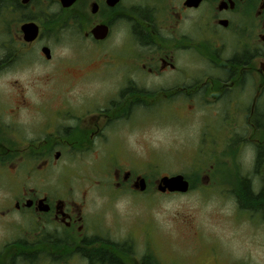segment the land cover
<instances>
[{
	"label": "flooded vegetation",
	"instance_id": "1",
	"mask_svg": "<svg viewBox=\"0 0 264 264\" xmlns=\"http://www.w3.org/2000/svg\"><path fill=\"white\" fill-rule=\"evenodd\" d=\"M66 1L0 0V82L6 86L0 87V264H179L165 262L139 238L113 240L99 228L86 192L70 186L48 189L35 182V175L46 176L64 152L107 154L108 141L120 134L115 122V128L126 123L121 112L148 106L146 96L156 105L160 99L206 95L231 111L243 108L248 90L253 96L249 108L244 106V121L252 131L264 130V0ZM51 4L59 8L52 25L62 38L58 41L89 53L90 62L70 67L85 68L78 79L97 82L98 88L86 91L108 97L100 106L66 103L50 116L49 76L41 77L39 86L33 80L17 87L19 79L8 77L53 60ZM200 63L205 70L194 75ZM65 71L61 79L71 85L77 78ZM150 78L161 84L147 86ZM251 135L244 142L253 146L254 169L241 181L253 191L251 178L263 176L261 192L264 145ZM234 140L242 144L239 136ZM128 171H109L116 189L140 179ZM208 259L210 264L226 261Z\"/></svg>",
	"mask_w": 264,
	"mask_h": 264
},
{
	"label": "rangeland",
	"instance_id": "2",
	"mask_svg": "<svg viewBox=\"0 0 264 264\" xmlns=\"http://www.w3.org/2000/svg\"><path fill=\"white\" fill-rule=\"evenodd\" d=\"M58 10L55 4L49 7L52 16ZM54 16L49 27L53 60L36 66L28 74H8L10 78L19 79L13 87L33 80L39 86L41 77L49 76L51 87L47 86L50 93L47 104L50 110L47 113L50 116L55 114L56 107L66 103L102 105L108 97L90 96L86 91L98 88L97 82L78 79L79 71L85 68L70 67L90 62L89 53L77 44L65 45L58 41L62 38L52 26L58 19ZM204 67L203 63L194 65V75L204 71ZM64 69L67 73L73 71L77 78L70 81L71 85L61 79ZM109 81H105L107 86ZM145 82L154 87L161 84L157 78ZM0 87H6L3 80ZM64 87L71 90L64 92L61 89ZM252 96L245 91L240 102L243 110L231 111L206 95L189 100L183 97L160 99L156 105V102L149 105L146 100L150 97L146 96L148 106L121 112L126 123L115 128L118 120L115 122L114 130L120 134L108 141L107 154L89 157L69 156L64 152L58 161L51 156L54 164L49 173L35 175V182L45 183L48 189L64 190L70 186L74 191L86 192L99 228L110 238H139L142 245L145 242L146 248L154 249L165 262L174 259L179 264H210L209 257H218L219 261L226 260L224 264H264V221L258 212L242 207V202H248V196L241 177L251 175L254 169L253 146L245 144L244 138L252 132V139L264 145V130L252 131L244 121L245 105L249 108ZM234 130L240 134L230 135ZM237 136L241 138V145L235 143ZM116 168L129 170L132 176L144 179L145 190L131 185L116 189L109 174ZM177 174L188 182V191H160V179ZM42 177L47 180L40 181ZM261 179L263 176L251 178L252 195H259ZM2 194L0 190V200ZM260 196L264 200V194Z\"/></svg>",
	"mask_w": 264,
	"mask_h": 264
},
{
	"label": "water",
	"instance_id": "3",
	"mask_svg": "<svg viewBox=\"0 0 264 264\" xmlns=\"http://www.w3.org/2000/svg\"><path fill=\"white\" fill-rule=\"evenodd\" d=\"M72 0H67L66 2H63L65 5L70 3ZM129 173H126V176H128ZM161 183V184H160ZM136 189L139 188L140 191L145 190L146 183L144 179H139L136 181L134 186ZM158 188L160 191L165 192H186L188 191L189 185L188 182L184 179V177L180 174L173 175V176H164L160 179Z\"/></svg>",
	"mask_w": 264,
	"mask_h": 264
},
{
	"label": "trees",
	"instance_id": "4",
	"mask_svg": "<svg viewBox=\"0 0 264 264\" xmlns=\"http://www.w3.org/2000/svg\"><path fill=\"white\" fill-rule=\"evenodd\" d=\"M243 189L245 191V195L246 197L248 196V202L246 204H244L242 202V207H244V209L249 210V211H256L261 215V218L264 221V200L261 199L262 194H264V192H259V195H252V191L249 189L248 184H243ZM245 197V196H244ZM250 198V199H249ZM253 199V200H252Z\"/></svg>",
	"mask_w": 264,
	"mask_h": 264
}]
</instances>
